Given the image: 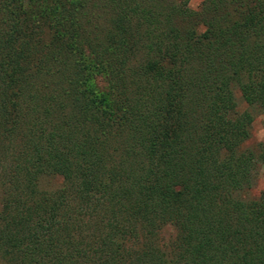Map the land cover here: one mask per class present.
Returning <instances> with one entry per match:
<instances>
[{"label": "trees", "instance_id": "1", "mask_svg": "<svg viewBox=\"0 0 264 264\" xmlns=\"http://www.w3.org/2000/svg\"><path fill=\"white\" fill-rule=\"evenodd\" d=\"M188 1L0 0V264H264V0Z\"/></svg>", "mask_w": 264, "mask_h": 264}, {"label": "rangeland", "instance_id": "2", "mask_svg": "<svg viewBox=\"0 0 264 264\" xmlns=\"http://www.w3.org/2000/svg\"><path fill=\"white\" fill-rule=\"evenodd\" d=\"M203 0H189L188 7L192 10H196L200 3ZM235 99L238 104V109L243 110L245 109V105L239 98V94L235 92ZM259 145H264V113L263 114H256L253 117L252 123L250 125V135L249 138L244 142L243 148L255 151ZM60 179L53 178V179H44L41 183L42 186L47 187H55L59 185ZM264 190V165L257 166V175L254 181L253 186L245 192L246 198H252L259 194V192ZM173 230L171 227H164L160 232V237L162 239L168 240L172 238Z\"/></svg>", "mask_w": 264, "mask_h": 264}]
</instances>
